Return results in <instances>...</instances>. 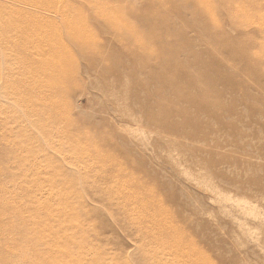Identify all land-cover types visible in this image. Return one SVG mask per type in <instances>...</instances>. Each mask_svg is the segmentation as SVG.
I'll list each match as a JSON object with an SVG mask.
<instances>
[{
    "label": "rangeland",
    "instance_id": "rangeland-1",
    "mask_svg": "<svg viewBox=\"0 0 264 264\" xmlns=\"http://www.w3.org/2000/svg\"><path fill=\"white\" fill-rule=\"evenodd\" d=\"M200 1L0 0V264H264V0Z\"/></svg>",
    "mask_w": 264,
    "mask_h": 264
},
{
    "label": "bare ground",
    "instance_id": "bare-ground-1",
    "mask_svg": "<svg viewBox=\"0 0 264 264\" xmlns=\"http://www.w3.org/2000/svg\"><path fill=\"white\" fill-rule=\"evenodd\" d=\"M14 2H16V3H18V5H20V6H23V4L24 5H29V6H31V7H33V8H39V4H43V3H49V0H13ZM54 1V0H53ZM90 2H91V0H89ZM177 1H179V0H177ZM183 1H186V0H183ZM190 1H192V2H196V0H190ZM200 1V0H199ZM57 2V1H56ZM58 2H59V0H58ZM61 2V1H60ZM201 2V1H200ZM63 3H65V1H63ZM50 4V3H49ZM61 4V3H60ZM1 5V4H0ZM95 5V4H94ZM201 5H202V7H204V3H202L201 2ZM5 6V5H4ZM58 6V5H57ZM18 7V6H17ZM41 7H43V5L41 6ZM45 7V6H44ZM51 7V6H50ZM5 8V7H4ZM13 8H15V7H13ZM19 8V7H18ZM18 8H16V10L18 9ZM23 8V7H22ZM58 8V7H57ZM20 9V8H19ZM19 9H18V11H19ZM46 9H50L49 7L48 8H46L45 7V9L44 10H46ZM63 9V8H62ZM16 10H15V12H16ZM66 10H67V8H66ZM22 11V10H21ZM75 11H77V12H75V14H77V16H80V10L79 9H75ZM9 12H12V11H9ZM8 12V13H9ZM31 12V11H30ZM30 12H28L29 14H30ZM115 13H116V11H114ZM32 13V12H31ZM10 14V13H9ZM34 14V13H33ZM32 14V15H33ZM56 14H57V12H56ZM21 15V14H20ZM25 15V14H24ZM23 15V16H24ZM63 15V14H62ZM14 16H15V13H14ZM30 16H31V14L30 15H26V17H29L30 18ZM8 17V16H7ZM16 17H17V15H16ZM26 17H25V20L27 21L26 23L27 24H29L28 22H29V20L30 19H26ZM32 17V16H31ZM34 17V16H33ZM35 17H37V16H35ZM20 18H21V16H20ZM45 18V17H44ZM49 17H46V19H48ZM7 19V18H6ZM18 19V18H17ZM32 19V18H31ZM45 19V20H46ZM50 19V18H49ZM67 18L65 17L64 18V21L65 22H67L66 23V26H68V27H70V24H69V22H68V19L66 20ZM35 20V19H34ZM42 20H44L43 18H42ZM36 21V20H35ZM41 21V18H40V20H39V22ZM49 21V20H48ZM38 22V21H37ZM39 22H38V26L40 25L39 24ZM11 23V22H10ZM25 23V24H26ZM42 23V22H41ZM43 23H44V21H43ZM42 23V24H43ZM51 23V22H50ZM49 23V24H50ZM30 24H32V23H30ZM30 24L28 25L29 26V29H32L31 27L33 26V24H32V26H30ZM35 25H36V23H34ZM45 24H47V22L45 21ZM53 24H56L55 22L54 23H52L51 25H53ZM75 24H77V23H75ZM109 24H111V23H109ZM12 25V24H11ZM57 25V24H56ZM131 24H130V22L128 21V20H123V18H121V20L119 21V25H111L112 27H114V28H116V29H121V30H127L129 27H131L130 26ZM53 26H55V25H53ZM15 27H17V25L15 26ZM22 27V26H21ZM25 27H26V25H25ZM42 27V26H41ZM56 28L54 29V27H52L53 29H52V31H49L48 29V31H41V30H38V31H36V30H31V32L29 31V29L26 31L25 30V34L23 35V37H24V39L26 40V43L28 42V43H30V44H32V47H33V49H34V53L36 54L37 53V55H38V53L40 54L41 53V55H43V56H45V57H50V58H52L53 60H56L55 61V63H52V62H49L48 63V61L47 60H41L40 61V63H39V68H41V69H43V70H46V71H48L49 69H51V66H52V64L54 65V68H57V66H59V63H61L62 64V60H61V58L63 59V56H61L62 55V53L63 52H65V51H67V50H69L68 48L71 46L70 44H65V42H57L56 40H54V37L55 36H58V35H62V30H61V28H59L58 26H55ZM13 28V27H12ZM23 28V27H22ZM76 29L75 31H73V32H71L69 35V37H68V41H71V43H73V44H83V45H86V46H92V47H96L97 45H95L94 44V40H92V34H90L85 28H83V27H81V26H79V25H74V24H72V26L70 27V29ZM24 29V28H23ZM38 29H41V28H38ZM69 29V28H68ZM69 29V30H70ZM13 30V29H12ZM90 30V29H89ZM68 33V32H67ZM124 33V32H123ZM20 34H21V31H20ZM144 34H146V33H144ZM142 32H139V31H136V33H135V35H136V37H135V40L137 39V41H139L140 42V40H142L143 38H144V35ZM62 37V36H61ZM131 38V37H130ZM134 38V36H132V39ZM12 40V39H11ZM63 40V39H62ZM89 40L90 41H92V42H89ZM23 41V40H22ZM38 43H37V42ZM142 42H144V41H142ZM141 43V42H140ZM34 45V46H33ZM70 45V46H69ZM95 45V46H94ZM30 47V46H29ZM130 47V45H128L127 44V46L125 47V48H127V49H129V50H131V54H136L135 53V50L133 49V48H129ZM140 47H142V45H140ZM146 48V46H145V44L143 43V47H142V49L144 50ZM13 49V48H12ZM33 49H32V51H33ZM40 57V56H39ZM44 59V58H43ZM65 60V59H64ZM250 66H252V65H250ZM166 74V73H165ZM61 79V78H60ZM192 86V85H191ZM190 86V87H191ZM189 87V88H190Z\"/></svg>",
    "mask_w": 264,
    "mask_h": 264
}]
</instances>
